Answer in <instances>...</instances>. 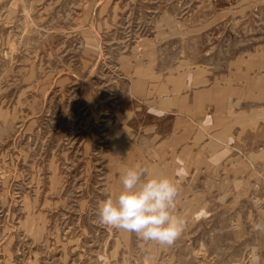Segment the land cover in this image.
Segmentation results:
<instances>
[{
  "label": "rangeland",
  "instance_id": "rangeland-1",
  "mask_svg": "<svg viewBox=\"0 0 264 264\" xmlns=\"http://www.w3.org/2000/svg\"><path fill=\"white\" fill-rule=\"evenodd\" d=\"M137 165L179 186L171 247L99 222ZM257 200L264 0H0V264H246Z\"/></svg>",
  "mask_w": 264,
  "mask_h": 264
},
{
  "label": "clouds",
  "instance_id": "clouds-1",
  "mask_svg": "<svg viewBox=\"0 0 264 264\" xmlns=\"http://www.w3.org/2000/svg\"><path fill=\"white\" fill-rule=\"evenodd\" d=\"M150 113L162 116V112L149 109ZM176 163V177L188 174L184 161L179 157ZM209 163H219L215 155ZM122 185L118 194L110 195L101 201L98 218L101 225L110 229L122 230L135 235L144 242H154L160 246L171 247L185 230V221L175 214L179 186L174 179L166 176L149 175L148 170L139 165L125 168L120 174ZM261 202L254 204L260 207ZM251 231L256 239L248 243L243 251L246 264L264 262V213L251 223ZM203 246V245H202ZM101 264H110L109 257H98Z\"/></svg>",
  "mask_w": 264,
  "mask_h": 264
}]
</instances>
